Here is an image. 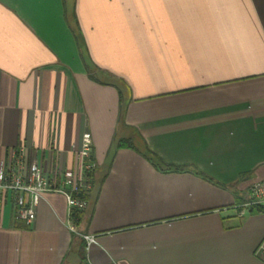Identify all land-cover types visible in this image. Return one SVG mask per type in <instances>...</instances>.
Returning <instances> with one entry per match:
<instances>
[{"label": "crops", "instance_id": "0c3cea01", "mask_svg": "<svg viewBox=\"0 0 264 264\" xmlns=\"http://www.w3.org/2000/svg\"><path fill=\"white\" fill-rule=\"evenodd\" d=\"M102 75L127 86L124 123ZM86 131L101 168L77 227L96 241L63 194L25 226L0 191V264H264V212L235 207L264 179V0H0V161L24 147L61 178ZM137 132L183 170L129 146L108 164Z\"/></svg>", "mask_w": 264, "mask_h": 264}, {"label": "built area", "instance_id": "2783aa9c", "mask_svg": "<svg viewBox=\"0 0 264 264\" xmlns=\"http://www.w3.org/2000/svg\"><path fill=\"white\" fill-rule=\"evenodd\" d=\"M93 147L91 133L84 132L77 148V171L66 170L61 178L57 170L50 176L41 170L36 160L28 162L24 147L10 149L8 159L0 161V191L11 193L15 218L28 226L33 224L43 194L61 193L69 208V229L84 237L88 244L96 241L94 234L80 232L74 215L76 211L84 210L88 206V201L81 194L92 188V172L99 166L93 155ZM257 205L264 207V179L251 183L245 190L243 201L235 207L242 216ZM256 253L264 261V238Z\"/></svg>", "mask_w": 264, "mask_h": 264}, {"label": "trees", "instance_id": "16d2710c", "mask_svg": "<svg viewBox=\"0 0 264 264\" xmlns=\"http://www.w3.org/2000/svg\"><path fill=\"white\" fill-rule=\"evenodd\" d=\"M76 39L78 40V43L82 49V54L84 56V58L86 59V63L90 66L93 67V64H91L89 62V59L87 58V53H86V49L84 47V43L83 40L81 38V35L79 33V31L77 30V27L73 28ZM101 78V76H100ZM102 81L106 82V83H111L115 86H117V88L119 89L120 95H121V111H120V119L119 121L124 123V109H125V103H126V97H127V86L125 85V83L118 79V78H114V77H109L106 75H102ZM122 146H129L135 150H137L138 152H140L142 155H144L148 160H150L155 166L161 168V169H166V170H183V166H176V165H172V164H166L164 163L153 151H151L148 146L146 145V143L144 142V140L142 139V137L140 136V134L137 132L134 135L128 136L126 138H119V139H115L112 147L110 148L109 151V157H108V164L110 163V161L112 160V158L114 157V154L116 152V150ZM100 165L92 172V179H93V185L92 188L87 191V192H83L81 194V196H83V198H85L88 201V206L87 208H85L84 210H78L75 212V221L76 223H78V220L81 218V215L89 209L91 201L93 199V195L94 193H96V187H97V172L100 169ZM259 211V212H264V207L263 206H253L250 211ZM24 223V222H23ZM24 225L26 226V224L24 223Z\"/></svg>", "mask_w": 264, "mask_h": 264}]
</instances>
